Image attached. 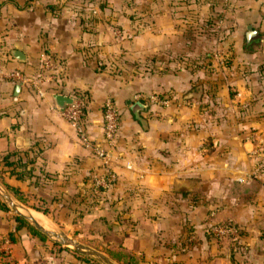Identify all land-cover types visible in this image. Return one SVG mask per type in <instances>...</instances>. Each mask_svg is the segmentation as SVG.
Returning a JSON list of instances; mask_svg holds the SVG:
<instances>
[{
  "label": "crops",
  "instance_id": "crops-1",
  "mask_svg": "<svg viewBox=\"0 0 264 264\" xmlns=\"http://www.w3.org/2000/svg\"><path fill=\"white\" fill-rule=\"evenodd\" d=\"M247 24L258 41L245 42ZM42 49L59 66L38 95L4 73L35 76ZM53 93L84 97L83 126L100 142L102 102L114 103L116 179L107 187L92 191L100 159L77 140ZM135 100L145 104L140 119L127 103ZM8 151L14 163L0 165V184L48 230H73L134 264L258 261L207 226L232 217L253 246L264 229V0H0V152ZM179 179L188 190L176 188ZM3 203L0 264H99L46 233L15 228Z\"/></svg>",
  "mask_w": 264,
  "mask_h": 264
},
{
  "label": "built area",
  "instance_id": "built-area-1",
  "mask_svg": "<svg viewBox=\"0 0 264 264\" xmlns=\"http://www.w3.org/2000/svg\"><path fill=\"white\" fill-rule=\"evenodd\" d=\"M118 32V30H115ZM40 70L35 76H25L18 70H8L4 75L13 81L27 82L38 95L43 94L42 84L44 81H54L57 76V69L59 62L52 56V54L45 49L39 53ZM71 100L66 103L62 110L58 112L73 128L77 140L89 148L93 155L98 157L101 162V170L91 177V189L93 192L99 188H105L110 185L115 179L116 174L110 165L111 151L110 147L115 141V136L118 130V111L109 97H106L102 102L101 109V128L102 136L101 142L92 139L85 131L82 124V105L84 104V97L81 94L69 95ZM149 100L157 103H166L164 98L150 96ZM240 179V178H238ZM208 231L213 235L227 236L235 231V225L231 220L212 221L208 225ZM7 240L0 242V255L6 253Z\"/></svg>",
  "mask_w": 264,
  "mask_h": 264
},
{
  "label": "water",
  "instance_id": "water-1",
  "mask_svg": "<svg viewBox=\"0 0 264 264\" xmlns=\"http://www.w3.org/2000/svg\"><path fill=\"white\" fill-rule=\"evenodd\" d=\"M260 37H261V35L257 31V29L253 28L250 24L246 25V30L244 32V40L246 43H249L251 41H258V39ZM11 54H12V56H14L17 59H22V52L17 48H13L11 50ZM51 97H52V100H53L55 107L58 110H62L64 108L65 104L69 103L71 100L70 96L62 94V93H53L51 95ZM127 103L129 105V108L132 110L133 114L135 115V117L140 119V117L138 116V110L140 108L144 107L145 104L139 100L128 101ZM189 187H190L189 181L184 180V179H179L178 186L176 188L178 190H181V191H186L189 189ZM0 197L3 199V201L7 204V206L16 215L22 216L29 223H31L36 229H38L39 231H41L43 233L48 234L54 240H57L66 246L71 245L74 250L79 251L80 253L92 256V257L98 259L99 261L103 262L104 264H116L109 256H107L103 252H101V251H99V250H97V249H95L89 245H86V244H84V243H82V242H80V241H78L72 237L67 236L64 232H62L60 230H58V232H57V231L48 230V229L44 228L40 223H38L32 217V215H30V213L25 208H23V207L21 208V209H23V211L18 209L21 206L18 205L11 198V196L6 192V190L3 188V186L1 184H0ZM68 247H70V246H68Z\"/></svg>",
  "mask_w": 264,
  "mask_h": 264
},
{
  "label": "rangeland",
  "instance_id": "rangeland-1",
  "mask_svg": "<svg viewBox=\"0 0 264 264\" xmlns=\"http://www.w3.org/2000/svg\"><path fill=\"white\" fill-rule=\"evenodd\" d=\"M256 134H252L250 132L249 134V138L253 141H255V143L258 145L259 143H261V138L260 136L258 137H255ZM238 179V178H237ZM5 189V188H4ZM7 192V190H6ZM1 198V197H0ZM2 199V198H1ZM19 205V204H18ZM21 206V205H20ZM22 211V210H21ZM31 211V213H35V211L33 210H29ZM40 214V213H39ZM43 216V215H42ZM224 220H231L234 225H235V231L227 236H217V235H213V237H227L230 242L232 243L233 242V249L237 252V254L239 256H247V254H252L255 258V260H258V261H255V262H246L245 264H264V229L262 231H260V233H256L259 237L256 238V244L253 246L251 243H248V241H244L243 238L246 237V240L248 238H250V235L248 236V234L246 233V231L244 229L241 228L240 226V223L239 221H236L234 218L232 217H226V218H223V219H217V220H214V221H224ZM48 228H52L53 225L50 224L49 222L47 223L46 225ZM264 228V227H262ZM243 230V231H242ZM58 232V231H57ZM76 232L75 231H66L65 234L69 237H72L76 240H83L85 241V239L83 238H80L75 234ZM255 234V232H252ZM252 238V237H251ZM82 242V241H81ZM258 242V243H257ZM83 243V242H82ZM251 244V245H250ZM72 248L71 245H68ZM95 249H99L101 250L104 254H106L107 256H109L106 252V249L110 248V247H107V246H94ZM110 257V256H109ZM111 258V257H110ZM259 258H261V260L259 261ZM96 259V258H94ZM112 259V258H111ZM98 261L99 264H104L103 262L99 261L98 259H96Z\"/></svg>",
  "mask_w": 264,
  "mask_h": 264
},
{
  "label": "trees",
  "instance_id": "trees-1",
  "mask_svg": "<svg viewBox=\"0 0 264 264\" xmlns=\"http://www.w3.org/2000/svg\"><path fill=\"white\" fill-rule=\"evenodd\" d=\"M83 109H84V104L82 105V114H83ZM101 109H102V106H101ZM83 124V123H82ZM15 151H8V152H5V153H2L0 152V165H11L14 163V160L11 159V155L14 154ZM1 169V168H0ZM10 173H14L16 174V176H21L24 171L23 170H15V169H10ZM6 187L12 192V194H14L16 197H20V194L17 190V188L15 187H12V186H7ZM103 188H99V190H101ZM21 198V197H20ZM0 207L1 208H4V209H7V207L5 206V204L3 203V201L0 200ZM38 207V206H37ZM42 209H45V208H42ZM13 218L15 219L16 221V225H15V228L17 227H20V226H25L29 232L31 234H34L36 235L38 238L40 239H43L45 238V234L41 231H39L38 229H36L31 223H29L25 218H23L22 216L20 215H16L14 214L13 215ZM212 222V221H211ZM209 225V224H208ZM208 227V226H207ZM208 229V228H207ZM208 233H210L208 231ZM12 233L11 232H8V237L11 239L12 238ZM1 242V241H0ZM106 252L107 254L115 259L116 261L120 262V264H134L136 263V260L135 258H133L131 255L123 252V251H120V250H114V249H111V248H108L106 249ZM83 259L85 261H89L88 260V257L86 256H83ZM93 263V262H92ZM180 264V263H179Z\"/></svg>",
  "mask_w": 264,
  "mask_h": 264
},
{
  "label": "bare ground",
  "instance_id": "bare-ground-1",
  "mask_svg": "<svg viewBox=\"0 0 264 264\" xmlns=\"http://www.w3.org/2000/svg\"><path fill=\"white\" fill-rule=\"evenodd\" d=\"M22 207H19L18 209H20V210H22L23 211V209H21ZM29 213H30V215H32V217L38 222V223H40L42 226H46L47 225V220H46V218L45 217H43L42 215H39V214H37V213H31V211H29V210H27Z\"/></svg>",
  "mask_w": 264,
  "mask_h": 264
}]
</instances>
